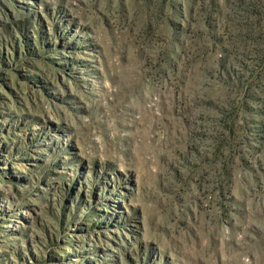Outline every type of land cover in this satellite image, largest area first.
I'll return each instance as SVG.
<instances>
[{
	"label": "rangeland",
	"instance_id": "374dc122",
	"mask_svg": "<svg viewBox=\"0 0 264 264\" xmlns=\"http://www.w3.org/2000/svg\"><path fill=\"white\" fill-rule=\"evenodd\" d=\"M0 264H264V0H0Z\"/></svg>",
	"mask_w": 264,
	"mask_h": 264
}]
</instances>
